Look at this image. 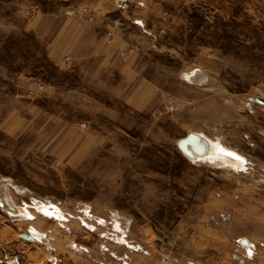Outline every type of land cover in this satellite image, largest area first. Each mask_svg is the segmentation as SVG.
I'll use <instances>...</instances> for the list:
<instances>
[{"label": "rangeland", "instance_id": "1", "mask_svg": "<svg viewBox=\"0 0 264 264\" xmlns=\"http://www.w3.org/2000/svg\"><path fill=\"white\" fill-rule=\"evenodd\" d=\"M0 186V264H264V0H0Z\"/></svg>", "mask_w": 264, "mask_h": 264}, {"label": "bare ground", "instance_id": "2", "mask_svg": "<svg viewBox=\"0 0 264 264\" xmlns=\"http://www.w3.org/2000/svg\"><path fill=\"white\" fill-rule=\"evenodd\" d=\"M196 76H199V73H197L196 71L190 74V77L192 78H195ZM187 145L192 155H194L196 158H200L201 160L205 159L208 161L219 160L223 165H231V166L235 165L234 162L231 159H229L230 157H232L231 155L235 156V154L217 145L216 143H208L201 138L199 139L192 138L191 140L187 141ZM0 204L6 211L10 213V215L14 217L15 215L16 216L23 215L24 217L32 216L27 212V210L23 208H18L15 205L11 204L8 194L6 193L5 189L1 186H0ZM38 209L44 214H49L50 216H55L57 218L61 217L59 211L49 210L48 207L40 206L38 207Z\"/></svg>", "mask_w": 264, "mask_h": 264}, {"label": "water", "instance_id": "3", "mask_svg": "<svg viewBox=\"0 0 264 264\" xmlns=\"http://www.w3.org/2000/svg\"><path fill=\"white\" fill-rule=\"evenodd\" d=\"M197 137L198 136H195V135H190L188 138H195V139H197ZM186 144H187V141L185 140V141H181V143H180V147L190 156V153H189V151L186 149ZM185 145V146H184ZM4 212H5V210H3Z\"/></svg>", "mask_w": 264, "mask_h": 264}, {"label": "snow or ice", "instance_id": "4", "mask_svg": "<svg viewBox=\"0 0 264 264\" xmlns=\"http://www.w3.org/2000/svg\"><path fill=\"white\" fill-rule=\"evenodd\" d=\"M139 23V22H138Z\"/></svg>", "mask_w": 264, "mask_h": 264}]
</instances>
